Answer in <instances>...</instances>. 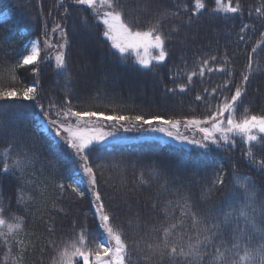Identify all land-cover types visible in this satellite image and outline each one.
I'll list each match as a JSON object with an SVG mask.
<instances>
[{
  "label": "trees",
  "instance_id": "obj_1",
  "mask_svg": "<svg viewBox=\"0 0 264 264\" xmlns=\"http://www.w3.org/2000/svg\"><path fill=\"white\" fill-rule=\"evenodd\" d=\"M205 2V10L198 18L193 16L190 24L188 14L183 12L179 19L165 23L166 34L173 27H178L179 31L171 34L168 60L149 72L134 64L133 56L122 62L113 55L98 28L82 26L81 17H87L90 24L94 23L91 10L86 6L71 5V0H64L65 5H70L68 18L64 19L66 14L60 0H0V14L6 12L4 20L0 21V88H21L32 82L34 77L27 67L14 68L20 51L30 40H43L46 27L51 32L56 23H61L68 31L67 58L71 82L66 85L64 78L58 77L51 61L41 65L39 96L46 108L50 101L62 105L67 94L75 108L106 115L144 114L176 119L207 115L205 104L195 97L197 94L205 95V88L211 90L222 84L225 74L206 72L203 78L194 77L186 91L177 89L175 93H170L166 89L174 87L172 73L179 71L183 77L184 71L195 68L201 58L216 55L219 62L226 53L234 70L233 82L240 83V73L246 68L248 54L262 40L264 18L258 17L255 9L260 7L264 10V0H240L243 13L228 17L212 12L214 0ZM121 3L129 19H138L141 27H147V22L157 19V14L164 10L175 11L177 3L186 4L190 12L194 8V0H121ZM244 24L250 27L243 33L246 40L240 41V30ZM52 35L56 41V33ZM3 37H9L14 42L7 45ZM253 59V73L247 85L245 104L253 114H260L264 112V43H260ZM184 82L185 79L178 80V83ZM0 105V126L9 133L21 130L25 143L32 145L35 142L39 157L35 165L36 191L32 193L37 199L31 201L30 206H18L15 199L16 179L12 175H0V202L11 201L12 213L25 217V232L28 235L21 234L17 239L26 242V264H51L55 250L50 241L59 242L60 238L70 237L74 224L77 228L86 224L90 232L97 225L90 213L87 197L80 200L71 191L61 194L56 186L61 177H67L75 170L70 149L55 142L46 132L28 134L37 124L39 109L34 102L11 100L0 101ZM237 115L239 118L240 113ZM6 143V139L0 141V148ZM241 147L238 140L235 149L214 150L205 158L197 155L200 152L198 149L158 139L110 144L107 153L111 155L103 161L104 174L99 179L106 205L117 217V223L123 227L130 244L139 242V247L146 249V242H151L152 238L145 233L157 220H163L164 214L160 209L169 198L174 200L177 195L188 194L202 211L223 205L231 189L228 175L224 177L226 186L218 187L210 199L201 202L203 192L214 179L212 169L207 168L204 162L206 159L215 161L217 168H223L229 174L231 166L235 165L242 174L251 177L257 186L258 198L264 195V173L249 165ZM253 152L257 159L264 158V153L258 149H253ZM107 153L102 150L99 154L103 156ZM52 162H57V168L51 167ZM41 168L43 171H40ZM153 169H158L159 174L153 175ZM184 170L189 174L181 177L183 186L181 181L174 184V174ZM141 174L147 183L141 182ZM173 189H178L177 195H173ZM40 193H44L43 198L47 201V212L37 210ZM153 203L156 204L155 209ZM25 207L29 208L27 213ZM48 227L54 230L53 234H49ZM5 252L7 248L0 243V264ZM135 255L138 264H168L167 258L154 257L148 261L143 259V252Z\"/></svg>",
  "mask_w": 264,
  "mask_h": 264
},
{
  "label": "snow or ice",
  "instance_id": "obj_2",
  "mask_svg": "<svg viewBox=\"0 0 264 264\" xmlns=\"http://www.w3.org/2000/svg\"><path fill=\"white\" fill-rule=\"evenodd\" d=\"M214 3V14L228 17L243 13L240 0H214ZM60 4L64 5V19H67L70 5H65L64 0H60ZM71 5L86 6L91 10L94 23L90 24L87 17H81V24L85 28H98L101 38L113 50V55L127 62L135 54L134 64L149 72L168 60L171 34L179 31L178 27H173L166 34L165 23L179 19L183 12L188 14L190 24L192 17L198 18L206 8L205 0H194L191 12L186 4L177 3L175 11L164 10L157 14V19L149 20L147 27H141L138 19H129L121 0H71ZM255 11L258 17L264 18V10L258 7ZM248 15L251 16L252 12L249 11ZM249 27L248 24L242 26L240 41L246 40L243 33ZM51 33H58L59 42L52 43L46 27L45 38L27 42L14 64V68L27 67L34 77L32 82L21 88H0V101H31L39 109L36 114L38 123L29 135L49 132L59 144L70 149L75 170L71 175L61 177L56 186L61 194L71 191L80 200L87 197L90 213L97 225L90 232L86 224L79 228L74 224L70 237L60 238L59 242L50 241L55 250L51 264H138L137 252H143V259L148 261L154 257L167 258L168 264H264V195L258 198L257 186L251 177L242 174L235 165L231 166L229 174L223 168H217L215 161L207 159L204 162L207 168L212 169L214 179L203 192L201 202L210 199L218 187H225L224 177L228 175L231 189L223 205L202 211L188 194L177 195L178 189H173V195H177V198L167 199L160 209L164 214L163 220H157L145 233L152 238L151 242H146V249L140 248L139 242L130 244L123 227L117 223V217L106 205L99 179L104 174L103 161L111 155L107 153L109 141L119 142L121 138L115 131L90 126L92 118L115 121L124 132L136 128L161 134L180 145L200 150L197 155L205 158L214 150L235 149L239 140L242 155L249 165L264 173V158L257 159L253 152V149H258L264 153V112L253 114L245 104L247 85L253 73V54L260 43H264V32L261 33L262 40L248 54V63L240 73L238 84L233 82L234 70L226 53L219 62L216 55L201 58L195 68L184 71L183 77L179 71H173L171 79L174 87L166 89L170 93H175L177 89L186 91L194 77L203 78L206 72L225 74L222 84H217L211 90L205 88V95L197 94L195 97L205 104L207 115L182 119L144 114L106 115L103 112L79 110L73 106L67 94L62 105L50 101L46 108L39 96L41 65L51 61L58 77L62 76L66 85L71 82L67 27L56 23ZM2 39L7 45L14 42L9 37ZM180 79H185V82L178 83ZM125 121L128 122L127 126L122 123ZM5 139L7 143L0 148V175H12L16 179V204L30 206V202L37 199L32 195L36 191L35 165L39 158L35 142L28 145L21 137V130L9 133L0 126V141ZM102 150L107 155H100ZM51 167L57 168V162H52ZM152 174L158 175L159 170L153 169ZM188 174L187 170L178 171L174 174L173 183L181 181V177ZM141 182L147 183L143 180V174ZM43 197L44 193H40V202L36 207L39 211L47 212V201ZM152 207L155 209L156 204L153 203ZM28 210L25 207V213ZM25 223L23 215L12 213L11 201L0 202V243L7 248L2 264H26V242L17 239L21 234L28 235ZM47 231L50 235L54 233L51 227Z\"/></svg>",
  "mask_w": 264,
  "mask_h": 264
},
{
  "label": "rangeland",
  "instance_id": "obj_3",
  "mask_svg": "<svg viewBox=\"0 0 264 264\" xmlns=\"http://www.w3.org/2000/svg\"><path fill=\"white\" fill-rule=\"evenodd\" d=\"M5 15H6V12L3 13V14H0V21L4 20L5 18ZM50 33V36H51V40H52V43L55 44L57 42H59L58 40V33H56L55 35V38H56V41L53 40V35L51 32ZM52 55L54 56L55 55V50L53 49L52 50ZM132 56L134 57L135 59V54H132ZM87 119V118H86ZM37 120V123H38V118H36ZM125 124V126L128 125V122L125 121V122H122ZM90 126H102L104 128V131H115L117 133V136L120 137L121 139L119 140V142H133V141H140V140H152V139H158V140H161V141H164V142H172V143H175V144H178L170 139H168L167 137H163L161 134H157V133H150V132H143L141 130H138L136 128H133L132 130L128 131V132H124L122 129H120L119 125L116 124L115 121H104L102 119L100 120H97L96 118H92L91 121H90ZM147 127V126H145ZM181 132L184 133V129L181 128ZM48 133L51 137V133L49 132H46ZM187 134V133H185ZM54 139L55 142H58L55 140L54 137H52ZM112 143H118V142H113V141H109V144H112ZM180 145V144H178ZM184 146H187V145H184ZM187 147H190V146H187Z\"/></svg>",
  "mask_w": 264,
  "mask_h": 264
}]
</instances>
